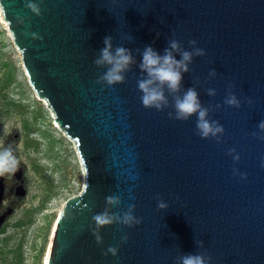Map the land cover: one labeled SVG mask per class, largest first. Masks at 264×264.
<instances>
[{
  "label": "water",
  "instance_id": "95a60500",
  "mask_svg": "<svg viewBox=\"0 0 264 264\" xmlns=\"http://www.w3.org/2000/svg\"><path fill=\"white\" fill-rule=\"evenodd\" d=\"M85 185L46 264H264V0H0Z\"/></svg>",
  "mask_w": 264,
  "mask_h": 264
},
{
  "label": "rangeland",
  "instance_id": "374dc122",
  "mask_svg": "<svg viewBox=\"0 0 264 264\" xmlns=\"http://www.w3.org/2000/svg\"><path fill=\"white\" fill-rule=\"evenodd\" d=\"M0 264H45L85 174L75 143L32 88L0 7Z\"/></svg>",
  "mask_w": 264,
  "mask_h": 264
},
{
  "label": "bare ground",
  "instance_id": "6f19581e",
  "mask_svg": "<svg viewBox=\"0 0 264 264\" xmlns=\"http://www.w3.org/2000/svg\"><path fill=\"white\" fill-rule=\"evenodd\" d=\"M2 194H3V180H2V177H1V175H0V202H1V199H2ZM3 220V219H2ZM59 221V220H58ZM57 225H58V222H57ZM57 225H56V227H57ZM56 230V229H55ZM54 233H55V231H54ZM53 237H54V235H53ZM52 241H53V238H52ZM51 247H52V242H51V244H50V248H49V252H48V257H49V254H50V250H51ZM48 257H47V259L45 260V264H46V261L48 260Z\"/></svg>",
  "mask_w": 264,
  "mask_h": 264
},
{
  "label": "flooded vegetation",
  "instance_id": "af4514ba",
  "mask_svg": "<svg viewBox=\"0 0 264 264\" xmlns=\"http://www.w3.org/2000/svg\"><path fill=\"white\" fill-rule=\"evenodd\" d=\"M2 221H3L2 218H0V225L2 224Z\"/></svg>",
  "mask_w": 264,
  "mask_h": 264
}]
</instances>
